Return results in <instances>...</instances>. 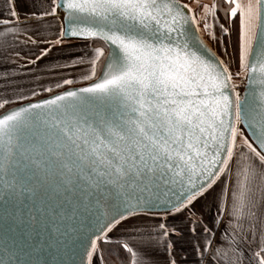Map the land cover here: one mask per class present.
<instances>
[{"label": "snow or ice", "instance_id": "snow-or-ice-1", "mask_svg": "<svg viewBox=\"0 0 264 264\" xmlns=\"http://www.w3.org/2000/svg\"><path fill=\"white\" fill-rule=\"evenodd\" d=\"M0 57V264H264V0H0Z\"/></svg>", "mask_w": 264, "mask_h": 264}, {"label": "crops", "instance_id": "crops-1", "mask_svg": "<svg viewBox=\"0 0 264 264\" xmlns=\"http://www.w3.org/2000/svg\"><path fill=\"white\" fill-rule=\"evenodd\" d=\"M188 2H190V0H188ZM3 63H4L3 58L0 57V65H2ZM29 67H31V66H29ZM40 67L43 68L44 65L41 64ZM31 70H32L33 72H37V68H32Z\"/></svg>", "mask_w": 264, "mask_h": 264}, {"label": "rangeland", "instance_id": "rangeland-1", "mask_svg": "<svg viewBox=\"0 0 264 264\" xmlns=\"http://www.w3.org/2000/svg\"><path fill=\"white\" fill-rule=\"evenodd\" d=\"M37 72H39V69H37ZM44 94H47V93H42V95H44ZM46 96V95H45Z\"/></svg>", "mask_w": 264, "mask_h": 264}, {"label": "trees", "instance_id": "trees-1", "mask_svg": "<svg viewBox=\"0 0 264 264\" xmlns=\"http://www.w3.org/2000/svg\"><path fill=\"white\" fill-rule=\"evenodd\" d=\"M45 95H48V94H44V95H42V96H45Z\"/></svg>", "mask_w": 264, "mask_h": 264}, {"label": "water", "instance_id": "water-1", "mask_svg": "<svg viewBox=\"0 0 264 264\" xmlns=\"http://www.w3.org/2000/svg\"><path fill=\"white\" fill-rule=\"evenodd\" d=\"M47 96V95H46Z\"/></svg>", "mask_w": 264, "mask_h": 264}]
</instances>
